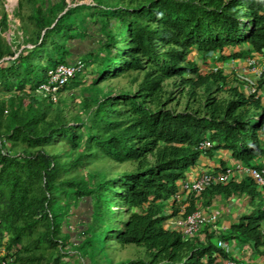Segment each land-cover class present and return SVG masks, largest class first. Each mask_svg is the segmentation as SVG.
<instances>
[{"label": "trees", "instance_id": "1", "mask_svg": "<svg viewBox=\"0 0 264 264\" xmlns=\"http://www.w3.org/2000/svg\"><path fill=\"white\" fill-rule=\"evenodd\" d=\"M89 1L38 7L20 0L19 15L34 7L30 49H13L3 37L9 17H1L0 264H115L112 249L130 246L144 256L118 264H221L233 258L219 239L264 246V211L227 234L207 225L186 237L169 225L219 198L246 195L260 210L251 178L175 197L203 158L226 154L247 167L264 158L262 97L230 85L222 69L203 73L208 62L264 57V0ZM92 25L99 37L87 55L94 78L84 85L78 75L60 90L85 87L80 111L68 117L41 86L59 65L78 60L76 43L90 37ZM128 76L134 85L141 78L134 91L100 87ZM169 80L188 98L183 111L173 107L179 103L166 90ZM256 88H264V74ZM224 91L225 99L218 96ZM205 141L212 149L200 150ZM101 161L129 170L93 171ZM83 206L88 219L74 246L66 226Z\"/></svg>", "mask_w": 264, "mask_h": 264}, {"label": "rangeland", "instance_id": "2", "mask_svg": "<svg viewBox=\"0 0 264 264\" xmlns=\"http://www.w3.org/2000/svg\"><path fill=\"white\" fill-rule=\"evenodd\" d=\"M37 6L39 7L41 3H47L48 6H51L54 3L60 2L61 0H35ZM69 6H75V5H89L91 4V1L89 0H66ZM19 6H20V0H0V20L3 14H7L9 17V23H10V29L3 33V37L8 41L9 44L13 46V49L15 51L18 50H24L29 48L30 45L26 43V37L28 33L32 30H34V25L30 23L28 20L29 16L32 15L34 12V7L29 6L28 4L24 6L23 11H21L19 15ZM87 14V11L85 12ZM83 17L79 18V21L83 25H85V20L82 19ZM27 25V26H26ZM90 29V37L86 38L84 41H79L76 43V48L78 51V60H83L88 66H85V69L83 70V73L80 74L79 80L84 83V85L91 84V81L94 78L93 75V68L90 67V59L87 57V55L95 50H97L99 37L94 35V26L89 28ZM235 53V52H234ZM248 58H239L234 59L233 61H227L225 64H213L210 65V63H206L203 66V73L208 74L212 73L215 68L223 69L224 71L231 73L229 77L228 83L233 86H237L240 91H242L244 94L249 95L251 93L252 86H257L256 80L253 78V76L250 74V68H248L246 64V60ZM132 77L128 76L125 78H120L117 80H113L111 82H106L100 85L102 89H105L107 91H134L138 88V85L141 81V78H139V82L134 85L132 84ZM175 80H169L166 81L165 87L166 90L169 92H175L174 98L178 100L173 105V107H176L178 111H183L187 107V99L185 96H181L179 93V89L175 87ZM84 86H71V89L67 90L66 92H62L58 96V104L60 107L65 108L66 112L68 114V117L73 116L74 114H77L80 111V102L82 100L83 92H84ZM258 90V89H257ZM204 88L199 89V93H203ZM259 92V91H258ZM260 96L263 95L264 89L260 90ZM258 93V96H259ZM220 98H227L229 97V93L222 92L218 95ZM1 100V97H0ZM60 151L63 149L60 148ZM235 164L234 161L231 160V165ZM230 165V166H231ZM233 166L229 167L232 168ZM91 169L97 170H105L110 169L112 170V175H117L123 171L129 170L128 166H118L113 164L110 161H101L97 162L94 166L91 167ZM221 171H218L217 173H220ZM215 174V173H214ZM259 191L260 188L256 187ZM258 197L261 198L260 204L261 207L260 210L258 207H253L255 205V202H252V207L250 210V215L252 217H258L260 216L264 211V194L261 193ZM251 206V205H250ZM88 212L89 207H80L78 210L73 211V216L70 220L69 226H66L65 232H70L72 234V242L73 245H77L79 243V229L78 227H81L82 224L87 222L88 219ZM243 220V219H242ZM243 222V221H242ZM83 229V228H80ZM81 241V240H80ZM240 245L241 243L238 242ZM72 251V250H71ZM5 255V252L2 253ZM72 255L75 256V253L72 252ZM111 259L115 264L125 262L127 260L131 259H137L138 257L144 256L143 251L138 249L137 247L130 246L125 249L116 247L112 249L110 252ZM13 257V256H12ZM82 263H84L82 261ZM9 264V263H8ZM10 264H14L13 262H10ZM72 264H74V260H72Z\"/></svg>", "mask_w": 264, "mask_h": 264}, {"label": "built area", "instance_id": "3", "mask_svg": "<svg viewBox=\"0 0 264 264\" xmlns=\"http://www.w3.org/2000/svg\"><path fill=\"white\" fill-rule=\"evenodd\" d=\"M262 57L252 56L246 60L248 68H250V74L260 80L264 74V65L261 63ZM85 63L82 60H77L73 64L59 65L52 73L50 79V85L41 86V91L47 94H52L54 102L58 101V94L60 90L69 84L71 80L75 79L78 75L83 73L85 69ZM220 69V68H219ZM218 71V67L214 69ZM251 94L258 95V90L255 86H252ZM213 143L205 141L201 144L200 150L205 151L212 149ZM245 178H251L257 187L260 188L261 193L264 194V158L261 159L258 167H247L238 165L236 167L228 168L225 172L214 174L212 172H203L193 180H187L181 183V191L176 195V200H181L183 193H202L213 185L228 184L232 180L240 182ZM176 228L181 231L186 237H193L198 235L207 225H212V220L209 219L202 212H197L187 218H175L173 220ZM213 226V225H212ZM212 230L217 231V227H212ZM220 247L228 249L226 243L219 241ZM14 258H10L7 264L13 262ZM224 264H241L235 261L225 262Z\"/></svg>", "mask_w": 264, "mask_h": 264}, {"label": "crops", "instance_id": "4", "mask_svg": "<svg viewBox=\"0 0 264 264\" xmlns=\"http://www.w3.org/2000/svg\"><path fill=\"white\" fill-rule=\"evenodd\" d=\"M250 58V57H249ZM233 61V60H232ZM264 64V57L261 59ZM223 70V69H222ZM224 71V70H223ZM226 72V71H225ZM228 76L231 73L226 72ZM254 78V77H253ZM256 83L259 80L254 78ZM264 89V88H263ZM261 93H259L260 95ZM264 104V93L261 95ZM231 159L226 154L216 153L214 158H203L198 166L188 175V180H193L203 172H212L217 174L221 168H229L231 166L236 167L238 165L232 164ZM245 166V165H241ZM223 172V171H221ZM242 180H240L241 182ZM250 202L246 195L232 197L231 199L219 198L211 207L202 208V213L212 220L211 227H217L218 234L230 233L231 228L234 225L239 224L242 219L250 213ZM170 211V210H169ZM171 212V211H170ZM170 227H174L173 220L170 221ZM177 229V228H176ZM219 241H221L219 239ZM227 252L233 258L231 261H237L241 264H264V246L254 248L245 244H238L237 241L232 240L230 243H226ZM225 262H221L224 264Z\"/></svg>", "mask_w": 264, "mask_h": 264}]
</instances>
